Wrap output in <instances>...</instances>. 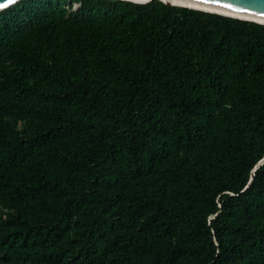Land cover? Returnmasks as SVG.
I'll list each match as a JSON object with an SVG mask.
<instances>
[{
	"label": "trees",
	"instance_id": "1",
	"mask_svg": "<svg viewBox=\"0 0 264 264\" xmlns=\"http://www.w3.org/2000/svg\"><path fill=\"white\" fill-rule=\"evenodd\" d=\"M0 264H264V25L0 11Z\"/></svg>",
	"mask_w": 264,
	"mask_h": 264
},
{
	"label": "water",
	"instance_id": "2",
	"mask_svg": "<svg viewBox=\"0 0 264 264\" xmlns=\"http://www.w3.org/2000/svg\"><path fill=\"white\" fill-rule=\"evenodd\" d=\"M179 1H184L192 4H197L205 7H210L222 11H227L235 14H240V15L264 20V0H221L222 3L231 5L230 8H223L216 3H197L196 0H179ZM0 3H6V0H0ZM162 3L166 4L167 6H173L171 2L168 0L163 1ZM261 163L262 161H260L258 165H260Z\"/></svg>",
	"mask_w": 264,
	"mask_h": 264
},
{
	"label": "bare ground",
	"instance_id": "3",
	"mask_svg": "<svg viewBox=\"0 0 264 264\" xmlns=\"http://www.w3.org/2000/svg\"><path fill=\"white\" fill-rule=\"evenodd\" d=\"M127 1L135 2L138 4H144V3H147L151 0H146V2H143V0H127ZM159 1L163 2V1H167V0H159ZM168 1H170L173 6L186 7V8H190V9L201 10V11L208 12V13H214V14H218V15H222V16H226V17H231V18H235V19H239V20H245V21H251V22H255V23L264 25V20H261V19L248 17V16H244V15H240V14H235V13H231V12H227V11H222V10H218V9H214V8H210V7H205V6H201V5H197V4H192V3H188V2H184V1H179V0H168Z\"/></svg>",
	"mask_w": 264,
	"mask_h": 264
},
{
	"label": "snow or ice",
	"instance_id": "4",
	"mask_svg": "<svg viewBox=\"0 0 264 264\" xmlns=\"http://www.w3.org/2000/svg\"><path fill=\"white\" fill-rule=\"evenodd\" d=\"M19 2V0H6V3H0V10H3L4 8H8L11 5H15ZM143 2H146V0H143ZM197 3H216L219 4L223 8H230L231 5L222 3L221 0H196Z\"/></svg>",
	"mask_w": 264,
	"mask_h": 264
},
{
	"label": "rangeland",
	"instance_id": "5",
	"mask_svg": "<svg viewBox=\"0 0 264 264\" xmlns=\"http://www.w3.org/2000/svg\"><path fill=\"white\" fill-rule=\"evenodd\" d=\"M67 5H68V4H67ZM67 5H66V6H67ZM63 14H64V13H63Z\"/></svg>",
	"mask_w": 264,
	"mask_h": 264
}]
</instances>
